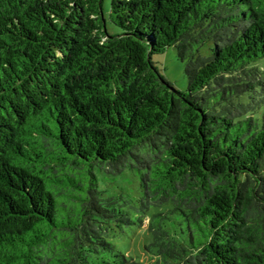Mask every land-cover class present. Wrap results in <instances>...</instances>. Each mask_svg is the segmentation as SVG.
<instances>
[{
  "label": "trees",
  "instance_id": "obj_1",
  "mask_svg": "<svg viewBox=\"0 0 264 264\" xmlns=\"http://www.w3.org/2000/svg\"><path fill=\"white\" fill-rule=\"evenodd\" d=\"M103 4L0 0V264H144L100 188L127 169L155 264H264V0H111L118 34Z\"/></svg>",
  "mask_w": 264,
  "mask_h": 264
},
{
  "label": "rangeland",
  "instance_id": "obj_2",
  "mask_svg": "<svg viewBox=\"0 0 264 264\" xmlns=\"http://www.w3.org/2000/svg\"><path fill=\"white\" fill-rule=\"evenodd\" d=\"M111 0H104V19L106 20V28L109 34H118L120 29L111 24L109 18ZM152 61L157 67L159 73L172 86L179 91H186L188 88V79L185 75V64L182 63L174 48H168L162 54L154 55ZM264 69V61L259 63ZM141 173L137 170L127 169L119 175L100 174V188L105 191L106 196L118 199L120 208L132 219L135 224L126 226L124 231L111 239L117 251L141 261L144 264H155V257L146 252V247L151 244V235L146 231L148 224L144 221V228L139 227L137 219L143 215L141 209V200L143 199V189L140 184ZM151 208L144 218L152 216L158 211L165 210ZM143 225V224H142Z\"/></svg>",
  "mask_w": 264,
  "mask_h": 264
}]
</instances>
